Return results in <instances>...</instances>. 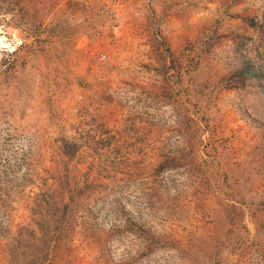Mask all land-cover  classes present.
<instances>
[{"label": "rangeland", "instance_id": "obj_1", "mask_svg": "<svg viewBox=\"0 0 264 264\" xmlns=\"http://www.w3.org/2000/svg\"><path fill=\"white\" fill-rule=\"evenodd\" d=\"M0 264H264V0H0Z\"/></svg>", "mask_w": 264, "mask_h": 264}]
</instances>
